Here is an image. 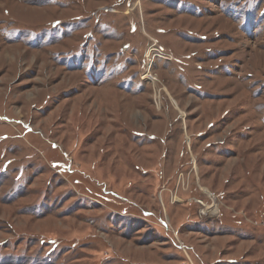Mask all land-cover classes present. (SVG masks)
Instances as JSON below:
<instances>
[{"label": "rangeland", "instance_id": "obj_1", "mask_svg": "<svg viewBox=\"0 0 264 264\" xmlns=\"http://www.w3.org/2000/svg\"><path fill=\"white\" fill-rule=\"evenodd\" d=\"M0 264H264V0H0Z\"/></svg>", "mask_w": 264, "mask_h": 264}]
</instances>
